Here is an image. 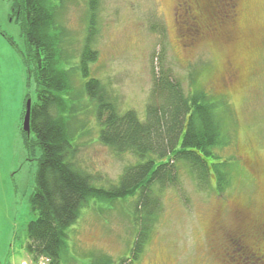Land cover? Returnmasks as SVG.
<instances>
[{"label": "rangeland", "instance_id": "obj_1", "mask_svg": "<svg viewBox=\"0 0 264 264\" xmlns=\"http://www.w3.org/2000/svg\"><path fill=\"white\" fill-rule=\"evenodd\" d=\"M184 1L100 0L98 58L91 76L108 84L122 110L145 115L153 60L159 68L155 54L162 51L164 67L173 70L186 94L204 90L225 100L233 114L231 142L218 150L232 164L230 187L223 194L201 190L183 168L179 184L161 194L158 220L137 264H231L227 250L240 232L249 242L261 239L264 252V0H234L237 19L226 18L216 25L218 31L205 26L217 24L218 5L231 0H191L201 5L197 31L187 23ZM61 23L72 57L62 66L72 69L76 97L69 105L77 109L66 115L76 117L77 135L83 133L74 161L93 174L95 186L108 187L137 159L100 142L96 104L80 92L87 81L78 66L88 0H64ZM27 53L22 20L11 0H0V264H34L27 229L37 217L31 199L42 152L36 134L23 130L28 95L38 101L37 84L29 81L24 61ZM131 211L130 201L91 199L69 228L61 264H91L94 254L116 263L131 257L137 234Z\"/></svg>", "mask_w": 264, "mask_h": 264}, {"label": "trees", "instance_id": "obj_2", "mask_svg": "<svg viewBox=\"0 0 264 264\" xmlns=\"http://www.w3.org/2000/svg\"><path fill=\"white\" fill-rule=\"evenodd\" d=\"M11 1L13 12L22 20L29 48L24 61L38 95V101L32 102L31 132L36 134L34 141L42 155L31 199L37 217L27 229L31 260L39 264L45 258L47 264H61L69 228L79 219L81 209L97 199L112 204L130 201L137 234L131 257L116 263L110 256L94 254L91 264H137L158 220L161 194L179 184L183 168L201 190L223 194L230 187L232 164L223 160L218 150L231 142L232 111L225 100L204 90L186 94L173 70L164 67L162 51L155 54L159 68L153 60L151 100L145 115L140 117L133 109L122 110L108 84L91 76V64L98 58L94 43L99 32L100 0H88V26L78 66L87 81L80 92L96 104L100 142L116 154L131 153L137 159L126 167L117 184L95 186L93 174L74 161L76 140L83 133L77 135L76 117L66 115L77 109L69 105L76 98L71 92L72 69L62 66L72 59L61 23L64 0ZM238 239H231L228 259L230 254L239 253Z\"/></svg>", "mask_w": 264, "mask_h": 264}, {"label": "flooded vegetation", "instance_id": "obj_3", "mask_svg": "<svg viewBox=\"0 0 264 264\" xmlns=\"http://www.w3.org/2000/svg\"><path fill=\"white\" fill-rule=\"evenodd\" d=\"M184 2L187 5L185 9L188 19L187 23H190L192 27L196 28V31L197 29L200 30L198 27H196V24L200 21L199 19L202 15L199 11L201 5H197L191 0H185ZM236 8L237 5L234 3V0L227 2L225 7H223V3L219 4L218 12L215 14L217 24L207 25L205 26V30L218 31V26L216 25L224 23L231 16L234 17V19H237L238 16L236 14ZM196 10H198V13ZM213 25H215V27H213ZM236 237L239 238L238 240L241 246H239L238 254H230L229 261L231 264H264V252L259 248V245L261 244L260 242L262 241L261 239H259L257 242H249L245 239L244 233L241 232L236 233Z\"/></svg>", "mask_w": 264, "mask_h": 264}, {"label": "water", "instance_id": "obj_4", "mask_svg": "<svg viewBox=\"0 0 264 264\" xmlns=\"http://www.w3.org/2000/svg\"><path fill=\"white\" fill-rule=\"evenodd\" d=\"M31 113H32V100L29 99L26 104V112L23 122V130L28 134L31 133Z\"/></svg>", "mask_w": 264, "mask_h": 264}, {"label": "built area", "instance_id": "obj_5", "mask_svg": "<svg viewBox=\"0 0 264 264\" xmlns=\"http://www.w3.org/2000/svg\"><path fill=\"white\" fill-rule=\"evenodd\" d=\"M48 261H49L48 259L43 258V259L40 261V264H47Z\"/></svg>", "mask_w": 264, "mask_h": 264}, {"label": "crops", "instance_id": "obj_6", "mask_svg": "<svg viewBox=\"0 0 264 264\" xmlns=\"http://www.w3.org/2000/svg\"><path fill=\"white\" fill-rule=\"evenodd\" d=\"M23 263H26V261H24Z\"/></svg>", "mask_w": 264, "mask_h": 264}]
</instances>
